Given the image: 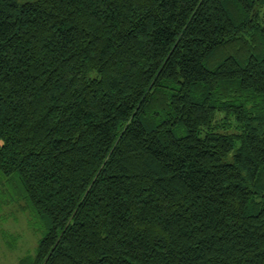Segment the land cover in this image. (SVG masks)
Here are the masks:
<instances>
[{
	"label": "trees",
	"instance_id": "1",
	"mask_svg": "<svg viewBox=\"0 0 264 264\" xmlns=\"http://www.w3.org/2000/svg\"><path fill=\"white\" fill-rule=\"evenodd\" d=\"M12 203L18 264H264V0H0Z\"/></svg>",
	"mask_w": 264,
	"mask_h": 264
},
{
	"label": "rangeland",
	"instance_id": "2",
	"mask_svg": "<svg viewBox=\"0 0 264 264\" xmlns=\"http://www.w3.org/2000/svg\"><path fill=\"white\" fill-rule=\"evenodd\" d=\"M0 207V264H18L20 257L34 252L44 229L31 226V215L18 204Z\"/></svg>",
	"mask_w": 264,
	"mask_h": 264
}]
</instances>
